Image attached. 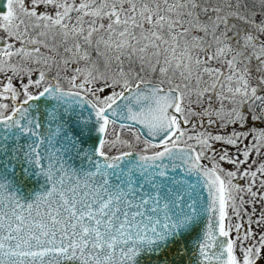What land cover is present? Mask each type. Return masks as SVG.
Wrapping results in <instances>:
<instances>
[{"label":"snow or ice","instance_id":"1","mask_svg":"<svg viewBox=\"0 0 264 264\" xmlns=\"http://www.w3.org/2000/svg\"><path fill=\"white\" fill-rule=\"evenodd\" d=\"M0 7V264L264 259V0Z\"/></svg>","mask_w":264,"mask_h":264},{"label":"water","instance_id":"2","mask_svg":"<svg viewBox=\"0 0 264 264\" xmlns=\"http://www.w3.org/2000/svg\"><path fill=\"white\" fill-rule=\"evenodd\" d=\"M6 0H0V5L4 4ZM3 7H0V10H3ZM84 116L87 117L88 116V112L85 111L84 112ZM17 171H19V169H17ZM259 264H264V259H260L259 260Z\"/></svg>","mask_w":264,"mask_h":264},{"label":"flooded vegetation","instance_id":"3","mask_svg":"<svg viewBox=\"0 0 264 264\" xmlns=\"http://www.w3.org/2000/svg\"><path fill=\"white\" fill-rule=\"evenodd\" d=\"M5 3H6V1H5ZM4 10V9H3ZM3 10H0V11H3Z\"/></svg>","mask_w":264,"mask_h":264}]
</instances>
